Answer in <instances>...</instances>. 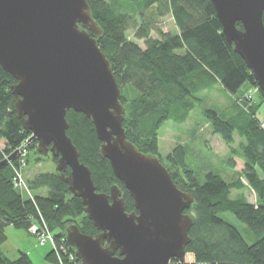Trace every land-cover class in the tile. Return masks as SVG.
Returning a JSON list of instances; mask_svg holds the SVG:
<instances>
[{
	"label": "trees",
	"instance_id": "obj_1",
	"mask_svg": "<svg viewBox=\"0 0 264 264\" xmlns=\"http://www.w3.org/2000/svg\"><path fill=\"white\" fill-rule=\"evenodd\" d=\"M87 1L102 29L97 37L99 46L110 60L122 89L123 125L128 139L140 151L159 156L177 186L194 195V203L185 210L193 218L191 242L186 247V254H193L192 264H264V122L258 116L261 104L239 108L229 117L215 109L206 110L214 131L227 143L235 141L236 132L241 138L239 148H233L232 153L242 156L245 166L240 177L232 180L213 170L201 179L188 161L184 146L165 160L157 138V128L164 121L187 120L194 109L193 96L206 86L205 81L220 82L230 93H238L247 84L258 86L244 59L227 41L211 0ZM168 15L174 19L176 31L162 30L158 25ZM237 26L243 28L241 22ZM154 29L159 32L158 37L151 36ZM130 32L144 39L145 46L133 40ZM194 80L196 88L191 83ZM15 83L17 80L0 65V142L4 141V147L0 145V162L24 144L28 150L24 163L18 155L0 165V247L8 238V226L28 230L33 222H38L48 226L59 250L64 246L69 252H76L66 239L69 226L78 225L89 234L99 230L89 219L82 198L75 196L61 178L58 167L25 178L28 193L16 186L19 173L26 172L32 151L40 152L37 141L28 142L31 132L17 116ZM261 95L264 101L262 91ZM66 117L67 133L77 146L81 161L91 168L97 190L109 193L118 185L127 211H135L129 190L114 174L110 161L100 154L101 141L92 119L73 109L68 110ZM52 157L58 164V158ZM231 166L234 169L233 160ZM243 179L256 194V202L249 201L244 193L232 197L233 190L246 187ZM42 189H47L45 194L38 193ZM225 214L244 223L246 235ZM59 250L52 248L46 254L50 264L69 263L65 251ZM0 264L35 263L28 252L19 251L16 259L0 253Z\"/></svg>",
	"mask_w": 264,
	"mask_h": 264
},
{
	"label": "water",
	"instance_id": "obj_2",
	"mask_svg": "<svg viewBox=\"0 0 264 264\" xmlns=\"http://www.w3.org/2000/svg\"><path fill=\"white\" fill-rule=\"evenodd\" d=\"M223 32L264 93V0H211ZM241 22L243 28L237 23ZM102 29L87 0H0V65L13 85L18 118L38 151L58 158L61 178L86 206L98 233L67 229L82 264H175L184 261L194 195L181 190L159 156L128 139L122 89L99 46ZM92 119L100 154L134 199L97 190L91 168L68 135V110ZM18 151L0 165L15 159ZM70 173L67 174V170Z\"/></svg>",
	"mask_w": 264,
	"mask_h": 264
},
{
	"label": "rangeland",
	"instance_id": "obj_3",
	"mask_svg": "<svg viewBox=\"0 0 264 264\" xmlns=\"http://www.w3.org/2000/svg\"><path fill=\"white\" fill-rule=\"evenodd\" d=\"M158 25L162 30H177L171 15L161 18ZM130 36L141 46H145L144 39L136 38L133 32H130ZM151 36L158 37L159 32L154 29L151 32ZM205 82L206 86L193 96L194 109L190 112L186 121L179 123L173 119H168L157 128L160 152L166 160L177 148L184 146L188 154V161L198 171L201 179H204L206 172L213 170L232 180L238 178L245 166L244 158L239 155L235 156L232 153L233 148H239L241 138L236 132L235 141L227 143L219 133L214 131L211 121L206 117V110L215 109L223 117H229L239 108L250 109L254 105L261 104L258 116L264 122V101L262 100L261 89L259 86L247 84L238 93H230L223 88L220 82L214 83V81L210 82V80ZM191 83L196 88L195 80L191 81ZM0 145L4 147V141L0 142ZM26 154H28V150ZM41 154L43 153L36 154L34 150L30 154V163L26 167L25 174L22 175L24 180L25 178H34L40 172L56 170L57 164L53 161L52 154ZM231 160L234 161V169L231 166ZM243 180L246 187L241 190H233L232 197L235 198L244 193L249 201L256 202V194L249 187L247 181ZM19 189L23 192H29L26 188L19 187ZM46 191L47 189H42L38 193L45 194ZM224 216L246 235V225L244 223L232 214H225ZM6 232L8 238L1 245L0 253L11 259H16L19 251H26L35 264H50L46 258V254L52 249V246L48 245L49 243L41 245L37 236L31 234L29 229L26 230L10 225L7 227ZM181 262H186L187 264L193 262V254L187 253L184 261Z\"/></svg>",
	"mask_w": 264,
	"mask_h": 264
},
{
	"label": "built area",
	"instance_id": "obj_4",
	"mask_svg": "<svg viewBox=\"0 0 264 264\" xmlns=\"http://www.w3.org/2000/svg\"><path fill=\"white\" fill-rule=\"evenodd\" d=\"M25 146H26V144H24L22 147H20L17 150L18 151L17 156L19 155L22 158L21 159L22 163L25 162L24 157L26 156V151H27ZM22 175H23L22 173H19V175H18L19 178H18V180L15 181L16 186L21 187V188H26L29 191L27 184H26ZM29 231L31 234L37 236L38 240L40 241L39 243L41 245H45V244L49 243L48 245H51L54 250H57V251L59 250L54 234L49 230L48 226L45 225L44 223L40 224L38 222H33L31 224V226L29 227ZM69 247H70V245H69ZM60 250L65 251L67 258H68V261H69L68 264H82V261L77 256L76 252H69V250L66 249L64 246H62V248ZM60 250H59V252H60ZM176 263L177 264H187L186 262L183 263L181 261H176ZM62 264H66V263L62 262ZM188 264H192V262H190Z\"/></svg>",
	"mask_w": 264,
	"mask_h": 264
},
{
	"label": "clouds",
	"instance_id": "obj_5",
	"mask_svg": "<svg viewBox=\"0 0 264 264\" xmlns=\"http://www.w3.org/2000/svg\"><path fill=\"white\" fill-rule=\"evenodd\" d=\"M173 262V261H172ZM175 264H177V263H175Z\"/></svg>",
	"mask_w": 264,
	"mask_h": 264
},
{
	"label": "flooded vegetation",
	"instance_id": "obj_6",
	"mask_svg": "<svg viewBox=\"0 0 264 264\" xmlns=\"http://www.w3.org/2000/svg\"><path fill=\"white\" fill-rule=\"evenodd\" d=\"M175 261V260H174Z\"/></svg>",
	"mask_w": 264,
	"mask_h": 264
}]
</instances>
